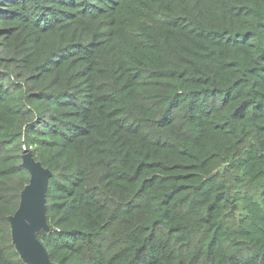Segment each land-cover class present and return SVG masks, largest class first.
<instances>
[{
  "label": "trees",
  "instance_id": "trees-1",
  "mask_svg": "<svg viewBox=\"0 0 264 264\" xmlns=\"http://www.w3.org/2000/svg\"><path fill=\"white\" fill-rule=\"evenodd\" d=\"M25 150L55 264H264V0H0V264Z\"/></svg>",
  "mask_w": 264,
  "mask_h": 264
},
{
  "label": "water",
  "instance_id": "water-1",
  "mask_svg": "<svg viewBox=\"0 0 264 264\" xmlns=\"http://www.w3.org/2000/svg\"><path fill=\"white\" fill-rule=\"evenodd\" d=\"M22 160V166L30 173V183L21 195L18 211L9 218L13 244L26 264H55L37 237L42 231H50L46 194L52 172L35 160L31 150H25Z\"/></svg>",
  "mask_w": 264,
  "mask_h": 264
}]
</instances>
